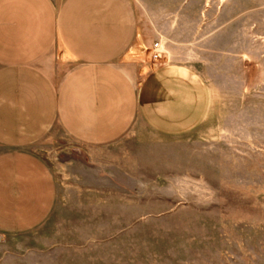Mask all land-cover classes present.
<instances>
[{
  "label": "rangeland",
  "instance_id": "374dc122",
  "mask_svg": "<svg viewBox=\"0 0 264 264\" xmlns=\"http://www.w3.org/2000/svg\"><path fill=\"white\" fill-rule=\"evenodd\" d=\"M188 1L187 49L167 58L207 77L210 35L236 15L237 85L222 97L237 100L222 103L221 133L147 143L133 127L85 147L52 129L32 150L54 172L56 212L23 237L29 247H1L0 264H264V0H206L200 21L203 0ZM120 64L140 87L149 68Z\"/></svg>",
  "mask_w": 264,
  "mask_h": 264
},
{
  "label": "crops",
  "instance_id": "0c3cea01",
  "mask_svg": "<svg viewBox=\"0 0 264 264\" xmlns=\"http://www.w3.org/2000/svg\"><path fill=\"white\" fill-rule=\"evenodd\" d=\"M167 1L0 0V248L29 247L23 237L56 212L54 172L32 150L52 129L85 147L109 146L133 127L147 143L221 133L222 103L237 100L222 97L237 85L236 15L210 35L207 77L168 59L187 49L191 3ZM154 42L166 57L150 62ZM123 61L149 68L140 87ZM80 173L88 181L89 165Z\"/></svg>",
  "mask_w": 264,
  "mask_h": 264
},
{
  "label": "built area",
  "instance_id": "2783aa9c",
  "mask_svg": "<svg viewBox=\"0 0 264 264\" xmlns=\"http://www.w3.org/2000/svg\"><path fill=\"white\" fill-rule=\"evenodd\" d=\"M151 59L157 60L162 57V49L158 42H154L150 48Z\"/></svg>",
  "mask_w": 264,
  "mask_h": 264
}]
</instances>
